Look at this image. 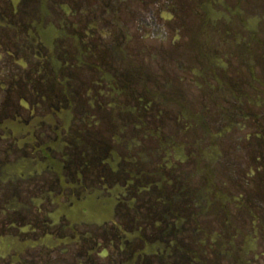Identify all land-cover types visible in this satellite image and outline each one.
Returning a JSON list of instances; mask_svg holds the SVG:
<instances>
[{"label":"flooded vegetation","instance_id":"1","mask_svg":"<svg viewBox=\"0 0 264 264\" xmlns=\"http://www.w3.org/2000/svg\"><path fill=\"white\" fill-rule=\"evenodd\" d=\"M0 264H264V0H0Z\"/></svg>","mask_w":264,"mask_h":264}]
</instances>
